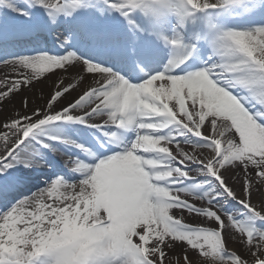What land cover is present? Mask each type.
<instances>
[{"label":"snow or ice","instance_id":"6c2138e0","mask_svg":"<svg viewBox=\"0 0 264 264\" xmlns=\"http://www.w3.org/2000/svg\"><path fill=\"white\" fill-rule=\"evenodd\" d=\"M0 264H264V0H0Z\"/></svg>","mask_w":264,"mask_h":264}]
</instances>
